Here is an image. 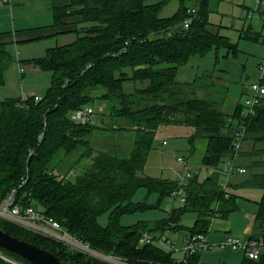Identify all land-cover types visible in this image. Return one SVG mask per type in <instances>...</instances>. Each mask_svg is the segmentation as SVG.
I'll list each match as a JSON object with an SVG mask.
<instances>
[{
  "label": "trees",
  "instance_id": "obj_1",
  "mask_svg": "<svg viewBox=\"0 0 264 264\" xmlns=\"http://www.w3.org/2000/svg\"><path fill=\"white\" fill-rule=\"evenodd\" d=\"M165 1L71 0L68 6L53 10L56 23L65 17L78 18L73 30L76 40L48 49L44 57L31 61L34 68L53 74L44 97L39 101L34 97L0 101V203L15 189L17 203L32 206L57 221L91 249L131 264H206L200 262V252L177 261L172 253L153 243L138 247V240L142 232L155 236L183 229L184 212L196 214L193 225L186 228V236L207 235L212 219L226 220L237 209L236 196L220 186V170L234 158V143L241 127L246 128L243 140L264 141V97L252 116H244L245 106L240 104L226 113L214 101L199 97L195 82H178L177 70L190 56L225 41L208 28L207 0L196 3L197 12L187 29L182 24L189 6L178 0L179 10L169 18H161ZM10 62L5 45L0 44V84ZM136 81L147 85L125 89L126 83ZM96 102L102 109L98 110L99 121H125L114 129L131 132V148L126 156L90 145L93 129L109 130L108 122L103 126L69 120L71 112L85 106L95 108ZM164 127L188 128L190 144L205 139L202 164L215 172L202 182H198L199 177L191 179L185 189V203L173 208L166 218L152 225L139 222L123 226L119 223L122 214L147 207L130 202L139 187L148 194H157L159 200L171 197L176 189V181L144 175L155 135ZM77 148L83 151L70 169L72 177L59 179L50 170L53 157ZM254 155L260 158L264 152ZM253 165H264V160L260 158ZM244 186L262 191L253 232L248 237L261 241L262 250L257 261L244 255L239 264H264V173L251 175ZM103 213L109 214L105 227L97 220ZM0 229L50 252L63 264H106L2 220ZM0 252L30 264L6 250ZM0 264L7 263L0 260Z\"/></svg>",
  "mask_w": 264,
  "mask_h": 264
},
{
  "label": "rangeland",
  "instance_id": "obj_2",
  "mask_svg": "<svg viewBox=\"0 0 264 264\" xmlns=\"http://www.w3.org/2000/svg\"><path fill=\"white\" fill-rule=\"evenodd\" d=\"M161 1L163 0H145L147 4H157ZM257 1L260 0H207L208 28H214V33L224 39L225 44H212L203 53L199 52L190 56L186 63L177 70L178 82H195L198 96L214 101L226 113H231L236 104L245 106V101L253 95L251 84L261 78L257 70V62L264 60V4L258 5ZM196 3L197 0H184V5L189 7ZM179 7L178 0H166L160 9L159 16L169 18L179 10ZM77 19L75 16H70L65 22L69 23L73 30V22ZM60 36L63 38H59L57 43L54 38L42 44L26 43V47L5 45L11 62L3 73V80L0 84V101L28 97L41 99L45 96L51 86L53 74L50 71L34 68L31 61L44 57L45 48L71 44L76 40L74 32ZM247 36H254L256 39H250ZM19 67L32 68V70L21 77L18 73ZM137 84L131 85L137 88ZM128 87L129 85L126 84L125 88ZM94 106L96 110H102L98 102L94 103ZM107 122L111 129H93L89 138L90 145L95 149L115 152L122 157L126 156L131 148V132L114 129L119 125L123 126L125 121L113 118ZM96 124L100 125V122L97 121ZM189 133L190 130L186 127L161 128L155 135L144 168V175L152 179L175 182L178 179L177 172L188 167L200 169L198 182L204 181L209 176L206 167L202 164L206 140L199 138L190 144ZM163 142L166 144L162 145ZM254 152H264V141L242 140L233 164L245 168L247 172L242 175H232L229 178L219 177L220 181L227 182L229 185L227 190L236 196L237 209L226 220L212 219L207 234L209 248L200 252L202 263L239 264L243 258L242 251H234L229 247L223 248L222 245L230 237L242 241L252 234L253 213H256V201L260 200L262 192L256 188L246 187L244 184L251 175L264 173V165H253L260 158L264 160V155L259 158L254 155ZM178 158L183 159L184 163L177 162ZM130 202L145 204L147 207L143 210L122 214L119 217V223L123 226H131L139 222L152 225L166 218L173 208L178 209L183 206L179 199L174 202L170 197L159 200L157 194H148L144 187H139L134 192ZM108 219L109 214L103 213L97 218L98 224L105 227ZM195 219V213L184 212L181 215V224L185 229L175 232L167 231L165 234L176 243L177 248L182 245L187 233L186 228L191 227ZM172 257L181 261L183 255L177 252L172 253Z\"/></svg>",
  "mask_w": 264,
  "mask_h": 264
},
{
  "label": "built area",
  "instance_id": "obj_3",
  "mask_svg": "<svg viewBox=\"0 0 264 264\" xmlns=\"http://www.w3.org/2000/svg\"><path fill=\"white\" fill-rule=\"evenodd\" d=\"M200 0H197V3ZM258 5L264 4V0L256 2ZM198 9V4H195L187 9L188 17L183 22V28L187 29L192 21L193 16L196 14ZM264 42V38H263ZM257 70L261 74V78L257 82L251 84V91L253 93L250 99L245 101V107L242 112L244 116H252L255 113V107L258 105L259 100L264 97V60L257 63ZM18 73L22 76L25 73V69L19 67ZM26 98H23L25 100ZM35 101L40 99L34 97ZM98 117V118H97ZM69 120L74 124H94L99 121V113L94 107L85 106L81 109L73 111L68 116ZM246 134V128L241 127V131L237 141L234 143V158L237 155L240 142L244 139ZM166 143L163 142L162 145ZM233 159L225 162V166L220 170L221 176L229 178L232 175H242L244 174L245 168L235 166L233 164ZM177 162L183 164L184 161L181 158L177 159ZM208 174L215 172L213 168H206ZM201 170L197 168L184 167L182 170L177 172L176 189L171 195V201L174 202L176 199L184 204L186 200L185 189L189 181L195 177H199ZM220 186L223 191H227V182H220ZM225 198H228V193H225ZM0 220L13 224L19 228L26 231L32 232L41 237L55 241L58 244L64 246L68 251L75 252L85 257L97 259L103 261L106 264H131L126 260L112 255H104L99 253L89 246V244L78 240L74 236H71L68 232L63 230L59 223L50 217L43 215L42 213L36 211L32 206H23L16 202V190H10L0 203ZM166 233L160 235H151L147 232H142L138 240V247H142L148 244H155L162 246L161 248L170 253H182V260L193 256L194 254L201 252L202 250L208 249L207 235H189L186 236L180 248L176 247V243L171 241L166 235ZM159 246V247H160ZM223 248H231L234 251H242L246 257L251 260L257 261L260 257L262 250V242L253 239L238 240L235 238H228L226 243L222 245ZM0 260L7 264H23L19 261L10 259L8 256L0 252Z\"/></svg>",
  "mask_w": 264,
  "mask_h": 264
},
{
  "label": "crops",
  "instance_id": "obj_4",
  "mask_svg": "<svg viewBox=\"0 0 264 264\" xmlns=\"http://www.w3.org/2000/svg\"><path fill=\"white\" fill-rule=\"evenodd\" d=\"M70 1L71 0H0V44L12 47H26V43L38 42L42 44L53 40L54 38L57 43L59 38H63V36L60 35L73 33L78 19L73 22L74 28L72 30L69 23L65 22L67 17H65L60 23L55 22L53 10L55 8L68 6ZM209 30L214 33V28H209ZM64 45L68 44L60 46ZM45 49L47 51L48 49H51V47ZM30 70H32V68L25 69V73L22 76ZM134 83H138L137 88L132 87L131 84ZM126 84L129 85V87L125 89L127 91H132L145 88L147 82L136 81L128 82ZM82 151V148H77L75 151L67 155L64 152H58L50 163V170L58 175L59 179L69 180L72 177L70 169L81 155ZM253 215H255V213H253ZM245 239H248V237Z\"/></svg>",
  "mask_w": 264,
  "mask_h": 264
},
{
  "label": "water",
  "instance_id": "obj_5",
  "mask_svg": "<svg viewBox=\"0 0 264 264\" xmlns=\"http://www.w3.org/2000/svg\"><path fill=\"white\" fill-rule=\"evenodd\" d=\"M100 125L106 126V121L100 119ZM0 249L18 255L30 264H63L50 252L39 249L25 241L14 238L0 229Z\"/></svg>",
  "mask_w": 264,
  "mask_h": 264
}]
</instances>
